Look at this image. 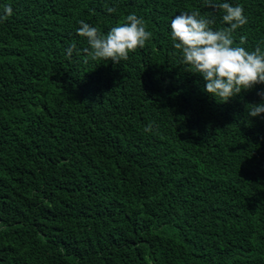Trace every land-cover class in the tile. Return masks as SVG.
<instances>
[{"label": "trees", "instance_id": "16d2710c", "mask_svg": "<svg viewBox=\"0 0 264 264\" xmlns=\"http://www.w3.org/2000/svg\"><path fill=\"white\" fill-rule=\"evenodd\" d=\"M227 2L248 21L234 46L264 52V0ZM4 5L0 264H264V114L247 115L264 84L220 102L171 40L176 15L210 14L220 29L222 10L0 0V15ZM132 13L152 33L145 47L119 64L86 57L80 21L107 34Z\"/></svg>", "mask_w": 264, "mask_h": 264}, {"label": "clouds", "instance_id": "9594fccd", "mask_svg": "<svg viewBox=\"0 0 264 264\" xmlns=\"http://www.w3.org/2000/svg\"><path fill=\"white\" fill-rule=\"evenodd\" d=\"M204 4L222 10V21L228 27L214 29L215 18L210 14L202 15L195 10L182 12L171 20V40L174 48L181 53V62L206 82L205 91L226 103L242 91L264 84V52L259 47L249 51L234 46L233 33L248 22L241 5L233 6L227 0L223 3L204 0ZM107 11L113 13L116 9L107 7ZM2 12L0 22L12 15L11 5H4ZM79 24L77 33L89 45L83 52L93 61L110 60L119 64L128 60L129 53L145 47L152 37L144 19L135 13L127 15L122 24L112 27L107 34L84 21ZM241 43H244L243 38ZM74 51L80 54V50L72 44L67 53L71 56ZM257 95L261 97V102L249 105V117L264 114V89ZM145 130L151 131V125Z\"/></svg>", "mask_w": 264, "mask_h": 264}]
</instances>
